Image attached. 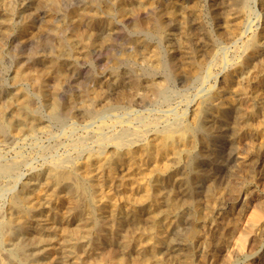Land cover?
Returning a JSON list of instances; mask_svg holds the SVG:
<instances>
[{
    "label": "rangeland",
    "instance_id": "obj_1",
    "mask_svg": "<svg viewBox=\"0 0 264 264\" xmlns=\"http://www.w3.org/2000/svg\"><path fill=\"white\" fill-rule=\"evenodd\" d=\"M249 24H252L251 29L244 33ZM263 38L264 0H258L256 7L253 0H0V167H3L0 168V221L12 214L10 197L27 182L36 183L29 186L32 189L28 192L30 196L47 197L51 194L44 178L50 163L57 161L62 167L70 168L93 156L91 184L97 201H110L125 214L126 201L139 197L141 188L146 187L153 177L164 181L165 185L160 191L151 192V205L161 206L168 193L175 195L180 202L169 245L159 253L164 264H264ZM18 73L20 78L13 80ZM43 73L45 78H41ZM213 96L227 101L232 107L217 120L202 125L195 133L199 143L187 144L193 153L188 157L181 155V163L174 161L172 170L162 175L150 170L143 172L146 151L158 133L189 124L194 112ZM11 97L19 101L15 104L17 108L7 105V99ZM52 103L56 104L55 114L50 109ZM25 105L35 119L38 117L36 129L26 125L25 120L17 119L7 127L4 118ZM110 105L112 108L108 107ZM250 107L254 108L252 114L248 112ZM175 116L182 117L181 121ZM192 161L200 165L201 183L196 180L190 165ZM123 170L126 171L123 173ZM176 178L179 180L174 182ZM131 180L133 184H130ZM240 194L244 195L243 199L239 198ZM73 195L60 188L49 201L55 207L57 218L66 216L70 226L85 219L84 213L74 209L76 201ZM76 200L79 204L84 202L79 195ZM197 208L200 209L198 217ZM108 219L100 226L105 229V234L98 256L106 262L114 259L113 264H150L152 259H145L149 255L146 247L156 242L159 234L165 235L167 227H159L158 234H155L145 216L138 220ZM13 227V240L0 247V258L15 264L6 254L14 243L22 241L28 244L27 253L22 257L34 258L35 263L32 264L48 262L46 253L36 250L23 229L16 225ZM122 244L128 248L124 250ZM138 248L142 253L136 251ZM85 255V264H92L96 256Z\"/></svg>",
    "mask_w": 264,
    "mask_h": 264
},
{
    "label": "bare ground",
    "instance_id": "obj_2",
    "mask_svg": "<svg viewBox=\"0 0 264 264\" xmlns=\"http://www.w3.org/2000/svg\"><path fill=\"white\" fill-rule=\"evenodd\" d=\"M119 1V0H118ZM123 1V0H122ZM210 1V0H209ZM118 3V2H117ZM123 3V2H122ZM253 3L256 6H258V0H253ZM153 4V3H152ZM144 5V4H143ZM150 5V4H149ZM204 5V4H203ZM262 5V4H261ZM119 6V5H118ZM121 6V5H120ZM158 6V5H157ZM167 6V5H166ZM148 7V6H147ZM185 7V6H184ZM129 8V7H128ZM156 8V7H154ZM153 9V8H152ZM258 9V8H257ZM95 10V8L93 9ZM157 10V9H156ZM185 10V9H184ZM82 11V10H81ZM177 11V10H176ZM258 11V10H256ZM94 12V11H93ZM181 12V11H180ZM216 12V11H215ZM79 13V12H78ZM98 13V12H96ZM128 13V12H127ZM170 13V12H169ZM182 13V12H181ZM184 13V12H183ZM187 14V13H186ZM73 15V14H72ZM70 15V16H72ZM123 15V14H122ZM125 15V14H124ZM137 15V14H136ZM174 15V14H173ZM176 15V13H175ZM180 15V14H179ZM261 15V14H260ZM263 15V14H262ZM234 16V15H233ZM84 17V16H83ZM128 17V16H127ZM173 17V16H172ZM179 17V16H178ZM192 17V16H191ZM219 17V16H218ZM23 18V17H22ZM27 18V17H26ZM34 18V17H33ZM174 18V17H173ZM198 18V17H197ZM238 18V17H237ZM236 18V19H237ZM30 19V18H29ZM36 19V18H35ZM80 19V18H79ZM93 19V18H92ZM76 20V19H75ZM74 20V21H75ZM126 20V19H125ZM73 21V22H74ZM77 21V20H76ZM188 21V20H187ZM256 21V20H255ZM78 22V21H77ZM100 22V21H99ZM177 22V21H176ZM193 22V21H192ZM221 22V21H220ZM252 23V22H251ZM142 24V23H141ZM188 24V23H187ZM261 24V23H260ZM69 25V24H68ZM174 25V24H173ZM181 25V24H180ZM34 26V25H33ZM78 26V25H77ZM141 26V25H140ZM252 24H249L247 29L244 33H247L251 29ZM263 26V25H262ZM144 27V26H143ZM158 27V26H157ZM167 27V26H166ZM173 27V26H172ZM180 27V26H179ZM257 27V26H256ZM145 28V27H144ZM69 29V28H68ZM76 29V28H75ZM165 29V28H164ZM74 30V29H72ZM261 30V29H259ZM187 31V30H185ZM232 31V30H231ZM184 31H181V33ZM236 32V31H235ZM179 33V32H177ZM185 33V32H184ZM254 33V31H253ZM67 34V33H66ZM165 34V33H164ZM174 34V33H173ZM72 35V34H71ZM70 35V36H71ZM158 35V34H157ZM260 35V34H259ZM250 36V35H249ZM253 36V35H252ZM261 36V35H260ZM147 37V36H146ZM24 38V37H23ZM170 38V37H169ZM184 38V37H183ZM259 38V37H258ZM168 39V38H167ZM264 39V38H263ZM28 40V39H27ZM69 43H71L70 39ZM174 40V39H173ZM261 40V39H260ZM23 42L25 40H22ZM34 41V40H33ZM137 41V40H136ZM168 41V40H167ZM259 41V40H258ZM264 41V40H263ZM27 42V41H26ZM77 43V42H76ZM263 43V42H262ZM29 44V43H28ZM149 44V43H148ZM186 44V43H185ZM255 44V43H254ZM144 45V44H143ZM27 46V45H26ZM67 46V45H66ZM249 46V45H248ZM55 47V45H54ZM77 47V46H76ZM186 47V46H185ZM65 48V47H64ZM84 48V47H83ZM183 48V47H181ZM246 48V47H245ZM151 49V48H150ZM170 49V48H169ZM247 49V48H246ZM64 50V49H63ZM84 50V49H83ZM68 52V51H67ZM75 52V51H73ZM191 52V51H190ZM245 52V51H244ZM177 53V52H176ZM182 53V52H180ZM264 53V52H263ZM60 54V53H59ZM63 52L61 53V55ZM75 54V53H74ZM73 54V55H74ZM155 54V53H154ZM194 54V53H193ZM72 55V54H71ZM191 55V54H190ZM50 56V55H49ZM54 56V55H53ZM57 56V55H56ZM66 56V55H65ZM207 56V55H206ZM243 56V55H242ZM245 56V55H244ZM60 57V56H59ZM67 57V56H66ZM150 57V56H148ZM171 62H173V54L171 53ZM241 57V56H240ZM68 58V57H67ZM156 58V57H155ZM188 58V57H187ZM197 58V57H196ZM157 59V58H156ZM167 60V59H166ZM205 60V59H204ZM240 60V59H239ZM252 61V60H251ZM241 62V61H240ZM147 63V62H145ZM191 63V62H190ZM24 64V63H23ZM48 64V63H47ZM55 65V63H52ZM189 64V63H188ZM199 64V63H198ZM168 65V64H167ZM166 65V66H167ZM201 65V64H200ZM199 65V66H200ZM243 65V64H242ZM249 65V64H248ZM23 66V65H22ZM163 66V65H162ZM191 66V65H190ZM194 66V65H193ZM233 66V65H232ZM43 67V66H42ZM45 67V66H44ZM63 67V66H62ZM117 67V66H116ZM165 67V65H164ZM242 67V66H241ZM22 68V67H21ZM140 69V68H139ZM193 69V68H192ZM229 69V67H228ZM21 70V69H20ZM119 71V70H118ZM127 72V71H126ZM204 72V71H203ZM258 72V71H257ZM116 73V72H115ZM125 73V72H124ZM187 73V72H186ZM185 73V74H186ZM211 73V72H210ZM240 73V72H239ZM24 74V73H23ZM50 74V73H49ZM145 74V73H144ZM45 73L41 75V78H45ZM141 75V74H140ZM189 75V74H188ZM200 75V73H199ZM204 75V74H203ZM229 75V74H228ZM12 76V75H11ZM15 76V75H13ZM20 73L17 74V76L13 79L16 80L17 78H20ZM124 76V75H122ZM48 77V76H47ZM57 77V76H56ZM127 77V76H126ZM201 77V76H200ZM231 77V76H230ZM239 77V76H238ZM237 77V78H238ZM10 78V76H9ZM38 78V77H36ZM134 78V77H133ZM202 78V77H201ZM218 78V77H217ZM241 78V77H240ZM12 79V78H11ZM22 79V78H21ZM53 79V78H52ZM235 79V78H234ZM245 79V78H244ZM37 80V79H36ZM114 80V79H113ZM135 80V79H133ZM147 80V79H146ZM219 80V79H218ZM223 80V79H222ZM242 80V79H241ZM12 81V80H11ZM105 81V80H104ZM157 81V80H156ZM236 81V80H235ZM239 81V80H238ZM243 81V80H242ZM246 81V80H245ZM10 82V81H9ZM13 82V81H12ZM42 82V81H40ZM218 82V81H217ZM247 82V81H246ZM249 82V81H248ZM39 83V82H38ZM50 83V82H49ZM99 83V82H98ZM136 83H139L138 81ZM145 83V82H144ZM42 84V83H40ZM44 84V83H43ZM46 84V83H45ZM165 84V83H164ZM253 84V83H252ZM216 85V84H215ZM236 85V84H235ZM44 86V85H43ZM57 86V85H56ZM60 86H62L60 84ZM101 86V85H100ZM234 86V85H233ZM247 86V85H245ZM251 86V85H250ZM131 87V86H130ZM243 87V86H242ZM47 88V87H46ZM51 88V87H50ZM61 88V87H60ZM101 88V87H100ZM121 88V87H120ZM213 88V87H212ZM236 88V87H235ZM133 89V88H131ZM231 89V88H228ZM233 89V88H232ZM39 90V89H38ZM60 90V89H59ZM120 90V89H119ZM118 90V91H119ZM123 90V89H122ZM125 90V89H124ZM129 90V89H128ZM134 90V89H133ZM132 90V91H133ZM148 90V89H146ZM237 90V89H236ZM244 90V89H243ZM209 91V90H208ZM232 91V90H231ZM238 91V90H237ZM247 91V90H246ZM28 92V91H27ZM46 92V91H44ZM48 92V91H47ZM83 92V91H82ZM101 92V91H100ZM220 92V91H219ZM233 92V91H232ZM252 92V91H250ZM53 93V92H52ZM88 93V92H87ZM116 93V92H114ZM125 93V92H124ZM244 93V92H243ZM253 93V92H252ZM38 94V93H37ZM51 94V93H50ZM56 94V93H54ZM136 94V93H135ZM219 94V93H218ZM236 94V92H235ZM249 94V93H248ZM264 94V93H263ZM58 95V94H57ZM91 95V94H90ZM199 95V94H197ZM201 95V94H200ZM258 95V94H257ZM29 96V95H28ZM49 96V95H48ZM233 96V95H232ZM236 96V95H234ZM239 96V95H238ZM251 96V95H250ZM254 96V95H253ZM43 97V96H42ZM61 97V96H60ZM64 97V96H63ZM109 97V96H107ZM196 97V96H195ZM194 97V98H195ZM210 97V96H209ZM220 97V96H219ZM246 97V95L244 96ZM259 97V96H258ZM262 97V96H261ZM22 98V96H21ZM65 98V97H64ZM99 98V97H98ZM106 98V97H105ZM133 98V97H132ZM238 98V97H237ZM253 98V97H252ZM257 98V97H256ZM260 98V97H259ZM258 98V99H259ZM20 99V98H19ZM32 99V98H31ZM86 99V98H85ZM203 99V98H202ZM226 99V98H225ZM228 99V98H227ZM2 100V99H1ZM6 100V98H5ZM50 101V100H49ZM92 101V100H91ZM105 101V100H104ZM107 101V100H106ZM255 101V100H254ZM4 102V101H3ZM17 101L14 97L7 99V105L8 106H14L17 105ZM48 102V101H47ZM84 102V101H83ZM87 102V101H86ZM90 102V101H88ZM109 102V101H108ZM203 102V101H201ZM234 102V101H233ZM263 102V101H262ZM33 103V102H32ZM43 103V102H41ZM93 103V102H92ZM96 103V102H95ZM240 103V102H239ZM258 103V102H257ZM23 104V103H22ZM21 104V105H22ZM39 104V103H38ZM48 104V103H47ZM130 104V103H129ZM248 104V103H247ZM15 105V107H16ZM61 105V104H60ZM75 105V103H74ZM237 105V104H235ZM234 105V106H235ZM240 105V104H239ZM242 105V104H241ZM5 106V105H4ZM29 106V105H28ZM42 106V105H41ZM48 106V105H47ZM102 106V105H101ZM117 106V105H116ZM191 106V104H190ZM194 106V105H193ZM230 105L227 101L223 99H217L214 96L209 98L202 106H200L192 115L193 119L189 124H184L182 127L178 129L168 128L160 131L158 133V137L155 141L150 145L149 149L146 151V160L144 162L143 166V172L147 171H156L159 172L160 175L163 174V172L170 171L172 168L173 162L178 161V164L181 163V155L188 157L193 153V150H189L187 148L188 143H192V145H197L198 140L195 138V133H197L198 130L201 129V126L204 124L211 123L214 120H217L225 111H227ZM254 106V105H252ZM67 107V106H66ZM63 107V108H66ZM87 107V106H86ZM85 107V108H86ZM108 107H111L108 106ZM115 107V106H114ZM133 107V106H132ZM17 108V107H16ZM46 108V107H45ZM44 108V109H45ZM92 108V107H91ZM112 108V107H111ZM1 109V108H0ZM4 109V107L2 108ZM39 109V108H38ZM42 109V108H41ZM40 109V110H41ZM47 109V108H46ZM51 112L53 114L56 113V104L52 103L50 106ZM110 109V108H109ZM187 109V108H186ZM245 109V108H244ZM6 110V109H5ZM19 111H14L13 114H10L8 118H4L5 124L7 127H11L12 124L15 122V120H25L26 125L31 127V129H36V122L37 118L31 114V112L27 109V105L21 106ZM36 110V109H35ZM39 110V111H40ZM72 110V109H71ZM87 110V109H86ZM103 110V109H101ZM105 110V109H104ZM190 110V107H189ZM4 111V110H3ZM47 111V110H46ZM35 112V111H34ZM103 112V111H102ZM168 112V111H167ZM237 112V111H236ZM244 112V111H243ZM248 112L250 114L254 113V108L250 107L248 109ZM37 113V112H36ZM91 113V112H90ZM179 113V112H178ZM258 113V112H257ZM96 114V112H95ZM165 114V113H164ZM177 114V112H176ZM44 115V114H43ZM71 115V114H70ZM129 115V114H128ZM127 115V116H128ZM132 115V114H131ZM168 115V114H167ZM174 115V114H173ZM49 116V115H48ZM130 116V115H129ZM165 116V115H164ZM180 116V115H179ZM232 116V115H231ZM244 116V115H243ZM264 116V115H263ZM170 117V116H169ZM121 118V117H120ZM162 118V117H161ZM175 118H178L175 116ZM182 118V117H181ZM181 118H178L179 120ZM232 118V117H231ZM244 118V117H243ZM51 120V118H49ZM54 119V118H53ZM113 119V118H112ZM128 119V118H127ZM169 119V118H168ZM174 119V118H173ZM63 120V119H62ZM118 120V119H117ZM133 120V119H132ZM135 120V119H134ZM133 120V121H134ZM183 120V119H182ZM240 120V119H239ZM122 121V120H121ZM131 121V120H130ZM168 121V120H167ZM171 121V120H169ZM178 121V120H177ZM181 121V120H180ZM228 121V120H227ZM245 120H243L244 122ZM251 121V120H250ZM258 121V120H257ZM1 122V121H0ZM52 122V121H51ZM111 122V121H110ZM107 123V122H106ZM118 123V122H117ZM168 123V122H167ZM218 123V122H217ZM45 124V123H43ZM51 124V123H50ZM100 124V123H99ZM104 124V123H103ZM108 124V123H107ZM114 124V123H113ZM122 124V123H121ZM126 124V123H124ZM131 124V123H130ZM162 124V123H161ZM163 124H166L163 122ZM162 124V125H163ZM183 124V123H182ZM40 125V123H39ZM106 125V124H104ZM112 125V124H111ZM159 125V124H158ZM157 125V126H158ZM224 125V124H223ZM249 125V124H248ZM15 126V125H14ZM41 126V125H40ZM107 126V125H106ZM117 126V125H116ZM129 126V125H128ZM146 126V125H145ZM150 126V125H148ZM177 126V124H176ZM215 126V125H214ZM235 126V125H234ZM262 126V125H261ZM1 127V125H0ZM16 127V126H15ZM44 127V126H43ZM112 127V126H111ZM141 127V126H140ZM14 128V127H13ZM101 128V127H100ZM110 128V127H109ZM118 128V127H117ZM136 128V127H135ZM147 128V127H146ZM152 128V127H151ZM161 128V127H160ZM163 128V127H162ZM175 128V127H174ZM3 129V128H2ZM75 129V128H74ZM116 129V128H115ZM120 129V128H119ZM118 129V130H119ZM149 129V128H148ZM147 129V130H148ZM156 129V128H155ZM220 129V128H219ZM43 130V129H42ZM73 130V129H72ZM99 130V129H98ZM110 130V129H109ZM112 130V129H111ZM121 130V129H120ZM119 130V131H120ZM127 130V129H126ZM138 130V129H137ZM143 130V129H142ZM145 130V129H144ZM9 131V128H8ZM18 131V129H17ZM23 131V130H22ZM30 131V130H29ZM97 131V130H96ZM133 131V130H132ZM136 131V130H135ZM133 131V132H135ZM146 131V130H145ZM156 131V130H155ZM211 131V130H210ZM215 131V129H214ZM221 131V130H220ZM245 131V130H244ZM247 131V130H246ZM3 132V131H1ZM6 132V131H5ZM10 132V131H9ZM12 132V131H11ZM33 132V131H32ZM98 132V131H97ZM96 132V133H97ZM127 132V131H126ZM147 132V131H146ZM222 132V131H221ZM248 132V131H247ZM251 132V131H249ZM257 132V131H256ZM263 132V131H262ZM4 133V132H3ZM14 133V132H13ZM17 133V132H16ZM90 133V132H89ZM94 133V132H93ZM100 133V132H98ZM103 133V132H102ZM107 133V132H106ZM124 133V132H123ZM122 133V134H123ZM207 133V132H206ZM215 133V132H214ZM21 134V133H20ZM23 134V133H22ZM39 134V133H38ZM54 134V133H53ZM91 134V133H90ZM121 134V135H122ZM135 134V133H134ZM142 134V133H141ZM155 134V133H153ZM228 134V133H227ZM8 135V134H7ZM9 134L8 136H10ZM34 135V134H32ZM131 135V134H130ZM222 135V133H221ZM241 135V134H240ZM254 135V133L252 134ZM14 136V135H13ZM27 136V135H26ZM29 136V135H28ZM109 136V135H108ZM114 136H117L114 134ZM132 136H134L132 134ZM136 136V135H135ZM153 136V135H152ZM156 136V135H155ZM216 136V135H215ZM23 137V136H22ZM31 137V136H30ZM35 137V136H34ZM99 137V136H98ZM137 137V136H136ZM210 137V136H208ZM220 137V136H219ZM252 137V136H251ZM24 138V137H23ZM21 138V139H23ZM97 138V136H95ZM94 138V140H95ZM104 138V137H102ZM101 138V139H102ZM113 138V137H112ZM111 138V139H112ZM120 138V137H119ZM127 138V137H126ZM125 138V139H126ZM226 138V137H225ZM241 138V137H240ZM10 139V138H9ZM17 139V138H16ZM20 139V138H19ZM36 139V138H35ZM35 139L33 141H35ZM114 139V138H113ZM118 139V138H117ZM141 139V137H140ZM199 139V138H198ZM203 139V138H202ZM249 139V138H248ZM41 140V139H40ZM50 140V139H49ZM105 140V139H103ZM108 140V139H107ZM124 140V139H123ZM131 140V139H130ZM151 140V139H150ZM210 140V139H209ZM230 140V139H229ZM243 140V139H242ZM29 141V140H28ZM31 141V140H30ZM212 141V139H211ZM19 142V141H16ZM14 142V143H16ZM51 142V141H50ZM117 142V140H116ZM120 142H122L120 140ZM124 142V141H123ZM122 142V143H123ZM129 142V141H127ZM142 142V141H141ZM29 143V142H28ZM105 143V142H104ZM118 143V142H117ZM134 143V142H133ZM137 143V142H136ZM139 143V142H138ZM137 143V144H138ZM201 143V142H200ZM214 143V142H213ZM245 143V142H244ZM249 143V142H248ZM262 143V142H261ZM17 144V143H16ZM30 144V143H29ZM28 144V145H29ZM32 144V143H31ZM88 144V143H87ZM115 144V143H114ZM113 144V145H114ZM119 144V143H118ZM116 144V145H118ZM129 144V143H127ZM228 144V143H227ZM247 144V143H246ZM33 145V144H32ZM49 145V144H48ZM91 145V144H90ZM99 145V144H98ZM107 146V144H105ZM110 145V144H109ZM114 145V146H116ZM191 145V146H192ZM206 145V144H205ZM43 146V145H42ZM79 146V145H77ZM126 146V145H125ZM128 146V145H127ZM183 146V147H182ZM220 146V145H219ZM228 146V145H227ZM254 146V144H253ZM22 147V146H21ZM25 147V146H24ZM28 147V146H27ZM44 147V146H43ZM81 147V146H80ZM143 147V144H142ZM141 147V148H142ZM185 147V148H184ZM190 147V146H189ZM205 147V146H204ZM261 147V146H260ZM182 148V149H181ZM195 148V147H194ZM223 148V147H222ZM240 148V147H239ZM45 149V148H44ZM90 149V148H89ZM134 149V148H133ZM132 149V151H133ZM264 149V148H262ZM85 150V149H84ZM104 150V149H103ZM131 150V149H130ZM135 150V149H134ZM140 150V149H139ZM182 150V152H180ZM198 150V149H197ZM218 150V149H217ZM216 150V151H217ZM261 150V149H260ZM259 150V151H260ZM96 151V150H94ZM98 151V150H97ZM212 151V150H211ZM221 151V150H220ZM227 151V149H226ZM240 151V150H239ZM245 151V150H244ZM75 152V151H74ZM77 152V151H76ZM106 152V151H105ZM120 152V151H119ZM127 152V151H126ZM130 152V151H129ZM143 152V151H142ZM145 152V151H144ZM210 152V151H209ZM238 152V151H237ZM261 152V151H260ZM264 152V151H263ZM72 153V152H71ZM62 154V153H61ZM73 154V153H72ZM78 154V153H77ZM85 154V153H84ZM91 154L93 152L91 151ZM105 154V153H104ZM111 154V153H110ZM123 154V153H122ZM129 154V153H128ZM138 151V155H139ZM196 154V153H195ZM214 154V153H213ZM252 154V153H251ZM70 155V152H69ZM76 155V154H75ZM94 155V154H93ZM135 155V154H134ZM216 155V154H215ZM232 155V154H231ZM250 155V153H249ZM260 155V154H259ZM263 155V154H262ZM261 155V156H262ZM81 156V155H80ZM88 156V155H86ZM112 156V155H111ZM120 156V155H119ZM131 156V155H130ZM140 156V155H139ZM201 156V155H200ZM240 156V154H239ZM251 156V155H250ZM69 157V156H68ZM71 157V156H70ZM91 157V156H90ZM105 157V156H104ZM192 157V156H191ZM196 157V156H195ZM243 157V156H242ZM263 157V156H262ZM13 158V157H12ZM98 158V157H97ZM193 158V157H192ZM219 158V157H218ZM250 158V157H249ZM76 159V158H75ZM79 159V158H77ZM108 159V157H107ZM206 159V158H205ZM222 159V158H221ZM6 160V159H5ZM10 160V159H9ZM92 158H88L82 163H77L74 166H71L70 168H64L58 163L52 162L47 167V172L45 175V180L48 186H50L51 194H48L47 197H39V196H30L29 191L32 190L29 186H33L36 183L27 182L22 189L16 190L13 192V194L10 197V206L12 210V214L7 217L4 220L0 221V247L3 246V244L11 242L13 240V233L14 231L13 226H19L23 229V232L26 235H29V240L32 244L37 248L36 250L40 249L43 250L46 255L48 262L45 264H85L84 261V255H95L96 258L94 259L92 264H113L114 259H111V262L103 261L100 256H98V252L100 251L104 239L105 229H103L101 226L102 223L105 222V220H109L108 218H114V217H120L121 219H130V220H138L142 216H145L148 219L149 228L152 232L155 234H158L157 230L161 226L167 227V233L165 235H158V239L154 243H149L147 245V252L148 256L145 258L146 260H149L148 257L152 259V262L150 264H164L162 257L159 255V253L167 246L169 245V239L171 234L173 233L174 227H175V217L176 210L179 207V201L175 198V195L172 193H168V197L163 201V204L161 206H154L151 205L150 202V195L152 191H160L162 189L163 185H165L164 181L161 180H155L153 177L150 178L148 184L146 187H142L139 191V197H131L126 201V212L125 214H122L120 209L112 202L107 200H101L97 201L94 199L93 196V187H92V171H91V164L93 161ZM132 159H130L131 161ZM190 160V159H188ZM230 160V159H229ZM251 160V159H250ZM7 161V160H6ZM16 161V160H15ZM48 161V160H47ZM65 161V160H64ZM138 161V160H137ZM183 161V158H182ZM186 161V160H185ZM214 161V160H213ZM9 162V161H8ZM14 162V161H13ZM106 162V161H105ZM140 162V161H139ZM189 162V161H188ZM217 162V161H216ZM232 162V161H231ZM240 162V161H239ZM62 163V161H61ZM70 163V162H69ZM100 163V162H99ZM226 163V162H225ZM95 164V163H94ZM116 164V163H115ZM128 164V163H127ZM240 164V163H239ZM257 164V163H256ZM11 165V164H10ZM97 165V163H96ZM94 165V166H96ZM104 165V164H103ZM106 165V164H105ZM134 165V164H133ZM188 165V164H187ZM190 165L195 172L196 180L198 183H201L202 175L199 170V163L197 161L190 162ZM249 166V164L247 163ZM246 165V166H247ZM4 166V165H3ZM7 166V165H6ZM5 166V167H6ZM12 166V165H11ZM117 167V164L115 165ZM132 166V165H131ZM142 166V165H141ZM176 166V165H175ZM200 166V165H199ZM9 167V165H8ZM7 167V169H8ZM119 167V166H118ZM152 167V168H151ZM222 167V166H221ZM257 167V165H256ZM1 168V167H0ZM3 168V167H2ZM1 168V169H2ZM11 168V167H10ZM108 168V167H107ZM252 168V167H251ZM6 169V168H5ZM32 169V168H31ZM98 169V167H96ZM249 169V168H248ZM253 169V168H252ZM41 170V169H40ZM130 170V169H129ZM128 170V171H129ZM172 170V169H171ZM3 171V170H2ZM35 171V170H34ZM126 170H123V173ZM168 171V172H169ZM31 172V171H30ZM257 172V171H256ZM26 173V172H25ZM96 173V172H95ZM153 173V172H152ZM254 174V172H252ZM1 174V173H0ZM27 174V173H26ZM170 174V173H169ZM207 174V173H206ZM25 175V174H24ZM22 174V176H24ZM146 175V174H145ZM178 175V174H177ZM21 176V177H22ZM119 176V175H118ZM117 176V177H118ZM137 176V175H136ZM176 176V175H175ZM194 176V175H193ZM216 176V175H215ZM252 176V175H251ZM254 176V175H253ZM257 176V175H256ZM1 177V176H0ZM120 177V176H119ZM139 177V176H138ZM147 177V176H146ZM224 177V176H223ZM24 178V177H23ZM137 178V177H136ZM145 178V177H144ZM213 179V177H211ZM248 178V177H247ZM36 179V178H34ZM38 179V178H37ZM36 179V180H37ZM139 179V178H138ZM181 179V178H180ZM183 179V178H182ZM211 179V180H212ZM219 179V178H218ZM252 179V178H251ZM250 179V180H251ZM142 180V179H141ZM179 179L176 178L174 182L178 181ZM30 181V180H29ZM109 181V180H108ZM123 181V180H122ZM132 181V180H131ZM189 181V180H187ZM44 182V181H43ZM204 182V181H203ZM253 182V181H252ZM17 183V182H16ZM96 183V182H95ZM117 183V182H116ZM195 183V182H194ZM205 183V182H204ZM244 183V182H243ZM133 184V181L132 183ZM177 184V183H176ZM213 184V183H212ZM246 184V183H245ZM16 185V184H15ZM14 185V186H15ZM98 185V183H97ZM117 185V184H116ZM128 185V184H127ZM258 185V184H257ZM13 186V185H12ZM19 186V185H18ZM99 186V185H98ZM172 186V185H171ZM177 186V185H176ZM2 187V186H1ZM9 187V186H8ZM37 188V187H36ZM62 188L66 190L68 193H74L72 196L73 200H75V206L74 209L77 210L79 213L85 214L84 221L77 223L74 226H70V221L67 219L66 216L57 218L55 207L53 205H50L51 201V195L58 194L59 189ZM116 188V187H115ZM183 188V185H182ZM206 188V187H205ZM252 188V187H251ZM258 188V187H257ZM8 189V188H7ZM38 189V188H37ZM101 189V188H100ZM133 189V188H131ZM177 189V188H176ZM185 189V188H184ZM237 188H234L235 190ZM10 190V189H9ZM15 190V189H14ZM49 190V191H50ZM166 190V189H165ZM11 191V190H10ZM40 191V190H39ZM107 191V190H106ZM128 192H131L128 191ZM173 192V191H172ZM203 192V191H202ZM247 192V191H246ZM245 192V193H246ZM252 192V191H251ZM65 194V192H63ZM108 193V192H107ZM118 193V192H117ZM121 193V192H120ZM160 193V192H159ZM179 193V191H178ZM253 193V192H252ZM8 194V193H7ZM61 194V193H60ZM183 194V193H181ZM4 195V194H3ZM6 195V194H5ZM78 195L80 198L82 197L84 199V202L82 204L77 203L76 198H78ZM101 195V194H100ZM133 195V194H132ZM180 195V194H179ZM186 195V194H185ZM184 195V196H185ZM215 195V194H214ZM233 195V194H232ZM247 195V194H246ZM249 195V194H248ZM130 196V195H129ZM166 196V194H165ZM188 196V195H187ZM192 196V195H191ZM201 196V195H200ZM257 196V195H256ZM66 197V196H65ZM115 197V195H114ZM198 197V196H197ZM218 197V196H217ZM235 197V196H234ZM258 197V196H257ZM8 198V197H7ZM96 198V197H95ZM98 198V197H97ZM109 198V197H108ZM128 198V196H127ZM152 198V197H151ZM215 198V197H214ZM213 198V199H214ZM239 198H244L243 194L239 195ZM246 198V197H245ZM251 198V197H250ZM4 199V198H3ZM107 199V198H106ZM233 199V198H232ZM48 200V201H47ZM111 200V199H110ZM121 198L119 199V201ZM161 200V199H160ZM205 200V199H204ZM220 200V199H219ZM218 200V201H219ZM254 200V199H253ZM5 201V200H4ZM112 201V200H111ZM199 201V200H197ZM206 201V200H205ZM229 201V200H228ZM238 201V200H237ZM257 201V200H256ZM259 201V200H258ZM9 202V201H8ZM7 202V203H8ZM65 202V201H64ZM116 202V201H115ZM202 202V201H201ZM213 202V201H212ZM261 202V201H260ZM67 203V202H66ZM253 203V202H252ZM6 204V203H5ZM156 204V203H155ZM215 204V202L213 203ZM55 205V203H54ZM69 205V204H68ZM218 205V204H217ZM226 205V204H225ZM204 206V205H203ZM210 206V205H209ZM231 206V205H230ZM244 206V205H243ZM242 206V207H243ZM262 206V205H260ZM3 207V206H2ZM211 207V206H210ZM226 207V206H224ZM248 207V206H245ZM255 207V206H254ZM5 208V207H4ZM124 208V207H123ZM206 208V207H205ZM215 208V207H214ZM213 208V209H214ZM219 208V207H218ZM180 209V208H179ZM192 209V208H191ZM216 209V208H215ZM225 209V208H224ZM234 209V208H233ZM239 209V208H238ZM244 209V208H243ZM263 209V208H262ZM1 210V208H0ZM63 210V209H62ZM61 210V211H62ZM68 210V209H67ZM194 210V208H193ZM192 210V211H193ZM196 217H198L200 213V209H196ZM229 210V209H228ZM245 210V209H244ZM69 211V210H68ZM205 211V210H204ZM209 211V210H208ZM242 211V210H241ZM180 213V212H179ZM223 213V212H222ZM237 213V212H235ZM63 214V213H62ZM205 214V213H204ZM203 214V216H204ZM225 214V212H224ZM5 215V214H4ZM9 215V214H8ZM179 215V214H178ZM187 215V214H185ZM209 215V214H208ZM218 215V214H217ZM230 215V214H229ZM236 215V214H235ZM256 215V214H255ZM7 216V215H6ZM216 216V214H215ZM232 216V215H231ZM4 217V216H2ZM180 217V216H178ZM223 217V216H222ZM235 217V216H234ZM202 218V217H201ZM215 218V217H214ZM221 218V217H220ZM227 218V217H225ZM230 218V217H229ZM257 218V217H256ZM196 219V218H195ZM219 219V218H218ZM234 219V218H233ZM197 220V219H196ZM207 220V219H206ZM217 220V219H216ZM237 220V219H236ZM77 221V220H76ZM118 221V220H117ZM146 221V220H145ZM211 221V220H210ZM227 221V219H226ZM78 222V221H77ZM108 222V221H107ZM113 222V221H112ZM144 222V221H143ZM147 222V221H146ZM213 222V221H211ZM235 222V221H233ZM127 223V222H126ZM137 223V222H136ZM147 223V224H148ZM184 223V221H183ZM223 223H225L223 221ZM230 223V222H229ZM236 223V222H235ZM260 223V222H259ZM132 224V223H131ZM202 224V223H201ZM227 224V223H226ZM262 224V223H261ZM110 225V222H109ZM127 225V224H126ZM137 225V224H136ZM189 225V224H188ZM125 226V225H124ZM140 226V225H139ZM194 226V225H192ZM209 226V225H208ZM216 226V225H215ZM221 226V225H220ZM178 227V226H177ZM201 227V226H200ZM264 228V227H263ZM132 229V228H131ZM164 229V228H163ZM202 229V228H201ZM226 229V228H225ZM130 230V229H129ZM134 230V229H133ZM132 230V231H133ZM221 230V229H220ZM224 230V229H222ZM243 230V229H242ZM255 230V229H254ZM164 231V230H163ZM178 231V230H177ZM202 231V230H201ZM210 231V230H209ZM217 231V230H216ZM144 232V231H143ZM189 232V231H187ZM205 232V231H204ZM222 232V231H220ZM226 232V231H225ZM234 232V231H233ZM246 232V231H245ZM125 233V232H124ZM130 233V231H129ZM136 233V232H133ZM142 233V232H141ZM162 233V232H161ZM176 233V232H175ZM190 233V232H189ZM206 233V232H205ZM204 233V234H205ZM211 233V232H210ZM217 233V232H216ZM243 233V232H242ZM260 233V232H258ZM140 234V233H139ZM194 234V233H192ZM227 234V233H226ZM108 235V234H107ZM110 235V234H109ZM119 235V234H118ZM131 235V234H130ZM176 236V234H174ZM173 235V236H174ZM190 235V234H189ZM212 235V234H211ZM210 235V236H211ZM231 235V234H230ZM139 236V235H138ZM137 236V238H139ZM154 237V235L152 234ZM172 236V237H173ZM174 236V237H175ZM194 236V235H193ZM249 236V235H248ZM28 237V236H27ZM110 237V236H109ZM130 237V236H129ZM156 237V236H155ZM173 237V239H174ZM219 237V236H218ZM222 237V236H221ZM148 238V237H147ZM229 238V237H228ZM227 238V239H228ZM231 238V237H230ZM120 239V238H119ZM136 239V238H135ZM191 239V238H190ZM217 237L215 238V240ZM246 239V238H245ZM121 240V239H120ZM138 240V239H137ZM188 240V239H187ZM186 240V241H187ZM210 240V239H208ZM136 241V240H135ZM140 241V240H139ZM175 241V240H174ZM176 241H178L176 239ZM189 241V240H188ZM202 241V240H200ZM207 241V240H206ZM212 241V240H211ZM210 241V242H211ZM229 241V240H228ZM17 242V241H16ZM132 242V241H130ZM150 242V241H149ZM208 242V241H207ZM174 243V242H173ZM183 243V242H182ZM191 243V241H190ZM205 243V242H203ZM202 243V244H203ZM220 243V242H219ZM14 247L8 251L7 258L10 261H13L15 264H32L31 262H34V258H26L22 257V254L27 253L26 248L28 246L27 243H24L22 241H19L17 243H14ZM131 244V243H130ZM146 244V243H145ZM176 244V243H175ZM180 244V241H179ZM215 244V243H214ZM218 244V243H217ZM136 245V244H135ZM134 245V246H135ZM212 245V244H211ZM223 245V244H222ZM12 246V245H11ZM106 246V245H105ZM114 245L113 247H115ZM141 246V245H139ZM193 246V245H192ZM225 246V245H224ZM227 246V245H226ZM5 247V246H4ZM123 249L125 250L127 245L122 244ZM136 247V246H135ZM206 247V246H205ZM209 247V246H208ZM116 248V247H115ZM185 248V247H184ZM183 248V249H184ZM187 248V247H186ZM212 248V247H211ZM220 248V247H219ZM4 249V248H3ZM221 249V248H220ZM39 250V251H40ZM122 250V249H121ZM187 250V249H186ZM263 250V249H262ZM40 251V252H41ZM102 251V250H101ZM138 253H142L141 249H136ZM183 251V250H182ZM221 251V250H220ZM261 251V250H260ZM33 252V251H32ZM37 252V251H36ZM113 252V251H112ZM167 252V251H166ZM191 252V251H190ZM218 252V251H217ZM162 253V252H161ZM197 253V252H196ZM214 253V252H213ZM30 254V253H29ZM38 254V253H36ZM116 254V253H114ZM165 254V253H164ZM182 254V253H181ZM212 254V253H211ZM217 254V253H216ZM4 255V253H3ZM31 255V254H30ZM33 255V254H32ZM117 255V254H116ZM166 255V254H165ZM186 255V254H185ZM2 256V255H1ZM86 256V255H85ZM146 256V255H145ZM144 256V257H145ZM168 256V255H167ZM165 256V257H167ZM170 256V255H169ZM177 256V255H176ZM179 256V255H178ZM31 257V256H30ZM203 257V256H202ZM211 257V256H210ZM6 258V256H5ZM134 258V257H133ZM212 258V257H211ZM215 258V257H213ZM219 258V256H218ZM225 258V257H224ZM227 258V257H226ZM46 259V260H47ZM150 259V261H151ZM167 259V258H165ZM184 259V258H183ZM228 259V258H227ZM135 260V259H134ZM137 260V259H136ZM174 260V259H173ZM212 260V259H209ZM220 260V259H219ZM139 261V260H138ZM180 261V260H179ZM192 261V260H191ZM202 261V260H201ZM214 261V260H213ZM221 261V260H220ZM90 262V261H89ZM92 262V261H91ZM131 262V261H129ZM136 262V261H135ZM148 262V261H147ZM35 263V262H34ZM33 263V264H34ZM201 263V262H200ZM215 263V262H214ZM0 264H9L8 261L4 258H0ZM43 264V262H42ZM121 264V263H120ZM134 264V263H133ZM143 264V263H142ZM146 264V262H145ZM178 264V263H177ZM181 264V263H180ZM216 264V263H215Z\"/></svg>",
    "mask_w": 264,
    "mask_h": 264
}]
</instances>
